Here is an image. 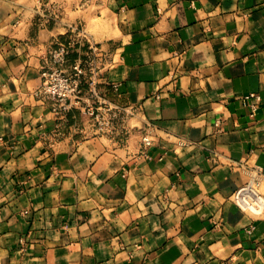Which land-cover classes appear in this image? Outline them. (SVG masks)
Wrapping results in <instances>:
<instances>
[{"label": "crops", "instance_id": "crops-1", "mask_svg": "<svg viewBox=\"0 0 264 264\" xmlns=\"http://www.w3.org/2000/svg\"><path fill=\"white\" fill-rule=\"evenodd\" d=\"M77 30L65 69L98 48L99 89L156 127L147 157L139 131L121 144L33 95ZM239 162L264 168V0H0V264H264Z\"/></svg>", "mask_w": 264, "mask_h": 264}, {"label": "built area", "instance_id": "built-area-1", "mask_svg": "<svg viewBox=\"0 0 264 264\" xmlns=\"http://www.w3.org/2000/svg\"><path fill=\"white\" fill-rule=\"evenodd\" d=\"M43 17L46 21L55 20L52 14ZM81 37V30H77L66 41L58 42L49 50L41 67L40 84L33 95L38 100L50 103V111L57 121L65 120L69 112L77 110L90 118L100 135L121 144L126 143L134 131H139L142 154L147 157V149L152 145V133L156 127L145 119L140 105L118 104L99 89V68L96 64L99 60L103 62L104 57L99 55L98 48L88 41L85 54L76 60L69 71L65 69L68 55ZM243 100L248 103L249 115L253 116L260 96L251 92ZM173 144L174 148H186L194 143L176 136ZM213 155L217 157L215 152ZM238 168L245 180L231 194L230 201L240 211L260 217L264 214V168L256 162H239ZM252 230L253 223H250L245 232L249 234Z\"/></svg>", "mask_w": 264, "mask_h": 264}]
</instances>
